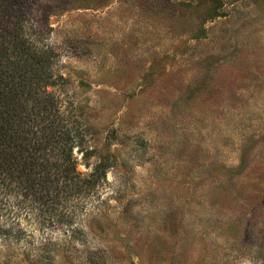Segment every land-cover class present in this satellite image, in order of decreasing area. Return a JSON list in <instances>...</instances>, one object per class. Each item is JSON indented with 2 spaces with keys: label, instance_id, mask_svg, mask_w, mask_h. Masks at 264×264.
<instances>
[{
  "label": "rangeland",
  "instance_id": "rangeland-1",
  "mask_svg": "<svg viewBox=\"0 0 264 264\" xmlns=\"http://www.w3.org/2000/svg\"><path fill=\"white\" fill-rule=\"evenodd\" d=\"M22 1L100 179L0 264H264V0Z\"/></svg>",
  "mask_w": 264,
  "mask_h": 264
},
{
  "label": "trees",
  "instance_id": "trees-1",
  "mask_svg": "<svg viewBox=\"0 0 264 264\" xmlns=\"http://www.w3.org/2000/svg\"><path fill=\"white\" fill-rule=\"evenodd\" d=\"M28 13L22 0H0V233L5 237L25 225L45 231L70 223L78 197L91 193L100 179L76 169L77 135L47 89L53 84L51 53L32 41Z\"/></svg>",
  "mask_w": 264,
  "mask_h": 264
}]
</instances>
